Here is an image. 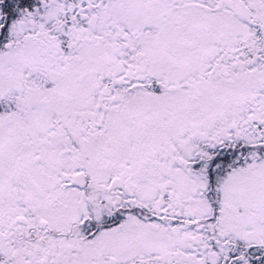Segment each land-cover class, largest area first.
Masks as SVG:
<instances>
[{
    "label": "snow or ice",
    "instance_id": "1",
    "mask_svg": "<svg viewBox=\"0 0 264 264\" xmlns=\"http://www.w3.org/2000/svg\"><path fill=\"white\" fill-rule=\"evenodd\" d=\"M0 264H264V0H0Z\"/></svg>",
    "mask_w": 264,
    "mask_h": 264
}]
</instances>
